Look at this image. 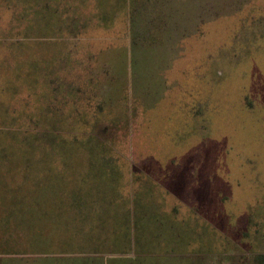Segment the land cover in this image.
<instances>
[{"label": "rangeland", "instance_id": "rangeland-1", "mask_svg": "<svg viewBox=\"0 0 264 264\" xmlns=\"http://www.w3.org/2000/svg\"><path fill=\"white\" fill-rule=\"evenodd\" d=\"M23 32L81 36L41 43ZM46 48L61 63L85 60L72 66L83 68L72 73L82 77L77 87L84 94L89 81L97 90L86 105L82 96L77 105L57 98L47 137L0 133L8 164L21 168L13 212L36 211L31 180L45 177L36 168L48 166L43 157L54 147L50 177L64 188L110 177L122 190L144 176L156 192L161 185L166 210L184 199L179 238L199 237V246L168 250L162 264L264 263V0H0V50H21L27 63ZM63 75L53 77L61 92L70 81ZM80 110L85 119L72 121ZM107 164L115 168H93ZM25 255L23 264L43 263Z\"/></svg>", "mask_w": 264, "mask_h": 264}, {"label": "crops", "instance_id": "crops-1", "mask_svg": "<svg viewBox=\"0 0 264 264\" xmlns=\"http://www.w3.org/2000/svg\"><path fill=\"white\" fill-rule=\"evenodd\" d=\"M75 35L54 34L52 36H44L36 34L31 36V38H23V40L28 41L31 39L44 43V41L54 39H73L81 36L79 33ZM99 39L104 38L100 37ZM6 53L5 50H0V133H12L14 136H18L20 132H35L38 135L49 133L46 131H50V122L56 120V115L59 113L56 107L59 103L57 98H68L69 100L66 103L77 105L76 98L82 96V98H85L82 100V104L86 105L87 98L94 97V94L90 92L97 90V86H89V81H87V92L82 94L81 88L77 87L80 86L79 83L82 77H80L81 80H78L79 77L72 74H81L83 68L80 67V71L73 70L72 66L83 64V62L86 63L85 60L67 58V62L63 60L61 63L56 60V56L52 55V51L49 48L36 51V58L27 61V63H21V59L24 57V52L21 50L14 49L10 50L9 54ZM100 54L104 55L102 52ZM11 58L20 60L16 61ZM9 61L14 63L8 64ZM94 62L96 63V61ZM98 63L95 66L97 70L102 71V57ZM86 70L87 67L85 68ZM60 73H64L63 76L70 79L67 82L69 87L66 89L62 88V92L60 87L53 83V77H58ZM78 113L72 121L85 119L81 110ZM26 120L38 121L42 127L26 129L25 127H20V125L13 124L14 122ZM4 148L5 146L0 144V255L21 254L22 258H17L16 264H23V256H26L25 254L43 255L44 257L38 258L43 261L41 264H162V255L168 250L174 253L173 250L185 246L187 249L183 251L177 250L175 253L176 255H184L191 248L194 241L197 244L196 246H199V237L195 240H193L194 236L189 238L188 241H185L187 244H184L179 238V235L185 233V223L182 220L178 222L179 219L176 218L175 214L177 211L184 209V199L175 196L178 202H174V210H166L165 207H162L166 202L165 195L159 193L161 185H158L159 187L156 188L158 192H156L149 184L151 178L143 179L144 176L142 178L131 177L128 184L124 185L125 187L120 190L116 187L117 183H113L114 181L110 177L105 178L108 182L104 185H102L103 179L96 177L95 182L92 180H80L79 183H75L74 186L78 185L80 188L78 191L73 192L74 186L70 184V187L64 188L63 186L62 191L58 190L63 193L62 195L52 193L47 196L48 189L56 186L55 179L53 181L51 179L50 167L52 163L50 160H52L55 152L54 147H51L53 150L49 157H43L48 161V166L46 168L41 166L36 168V170L45 173V177L41 178L42 182L35 178L31 181L33 192L28 193L31 198H27L35 202L36 211L33 214L13 212L10 209L13 205L12 198L16 197L19 199L22 197L20 195L17 196L21 168H13L10 163L8 164L9 160L4 155ZM43 156H47V154H43ZM108 165H96L93 168H103L105 170L115 168L113 164V166ZM127 166L130 169L129 163ZM22 170L23 172H28L26 166ZM54 171L55 169H53V173ZM112 178L115 177L112 176ZM141 181H147V183L140 184ZM109 182L113 183L115 188ZM7 189L9 190L8 192L6 191ZM40 189L44 193H40ZM114 189L117 192L113 191ZM60 201H62V207L57 204ZM188 208L194 211L193 206ZM56 215H79L83 219L86 218L84 222L86 229H88V218L94 217V235L84 230L85 238L82 243L85 246L79 245L77 248L74 245L70 249L66 246L63 249L49 246L48 250L41 252L39 249L40 244L32 245L29 250H19L22 248L19 245L22 241L20 236L14 234L9 237L8 234L12 232V229L8 231L5 228V224H11L9 219H5L7 217L33 216L35 217L33 223L39 224L40 216ZM169 217L176 218V235L168 234ZM35 226L37 227L38 225ZM36 230H34V233H36ZM190 232L191 235L192 233L194 234L192 228ZM39 240V236H35V242ZM74 244H76L75 241ZM92 247H95V250L91 249ZM34 259L37 260V257ZM9 260L1 258L0 264H9ZM136 261H142L143 263H136Z\"/></svg>", "mask_w": 264, "mask_h": 264}, {"label": "trees", "instance_id": "trees-1", "mask_svg": "<svg viewBox=\"0 0 264 264\" xmlns=\"http://www.w3.org/2000/svg\"><path fill=\"white\" fill-rule=\"evenodd\" d=\"M32 34L30 32H23L22 36H24V38H29L31 37L29 35ZM18 123H20V127H25L26 129L42 127L41 123L38 121L26 120L20 122L18 121L17 123L14 122L13 124L18 125ZM44 135L47 137L49 134L44 133ZM38 137H42V135ZM57 169L58 167L56 166V170ZM55 183L56 186L57 185L59 186V190L61 191H62V187L65 186L66 184V182L62 181L61 177H58L57 179V176H55ZM79 189H80L79 186L75 185L72 191L75 192L78 191ZM60 194L62 195L63 193ZM57 204H60L59 207H62V201L57 202ZM5 219L6 220L9 219L11 221V224H5V228L8 231L12 229V232L8 234L9 237H12L14 234H16L19 235L22 240L19 243V245H21L22 248L21 249L18 248L19 250L22 249L29 250L34 244H40L39 249L41 252L48 250L49 246L56 249H63L66 246L68 249H70L73 248L75 245L78 248L79 245L85 246L82 243V241L85 238L84 232L89 231L91 232L92 235H94V230H95L94 217L88 218L89 219L88 229H86L85 228L86 225L84 227V222L86 221V218L83 219V217L79 215L40 216L39 224L33 223V220L35 219V217L33 216H15V217H7ZM35 225L38 226L36 227ZM34 230H36V233H34ZM35 236H39L40 240L35 242ZM74 241L76 242V244H74ZM91 249L95 250V247H92Z\"/></svg>", "mask_w": 264, "mask_h": 264}]
</instances>
